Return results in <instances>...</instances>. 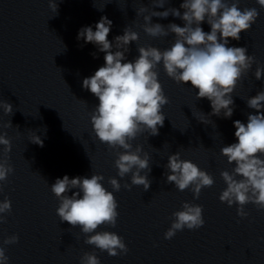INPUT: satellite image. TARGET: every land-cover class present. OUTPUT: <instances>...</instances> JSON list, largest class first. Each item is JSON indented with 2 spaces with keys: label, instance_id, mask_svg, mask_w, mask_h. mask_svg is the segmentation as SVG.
I'll list each match as a JSON object with an SVG mask.
<instances>
[{
  "label": "clouds",
  "instance_id": "obj_1",
  "mask_svg": "<svg viewBox=\"0 0 264 264\" xmlns=\"http://www.w3.org/2000/svg\"><path fill=\"white\" fill-rule=\"evenodd\" d=\"M168 2L151 0L152 5L159 8ZM239 3L240 0H183L179 9L169 7L162 12L142 5L137 9V15L148 13L143 16L144 32L154 38L174 34L175 39L164 50L151 45L138 47L139 55L134 61L124 62L130 43L139 40L138 33L130 27H125L123 35L116 36L114 43L108 40L113 22L106 16L95 24V31L91 26L79 30L78 40L93 43L105 53L104 66L84 78L82 86L99 100L90 114L96 137L115 151L114 167L118 176L123 178L130 174L131 182L124 184V188L130 190L132 186H143L147 191L151 185L149 154L143 152L140 145L133 148L132 141L145 132L157 136L159 128L164 126L166 116L162 108L169 103V99L158 79L156 69L160 64L166 75L177 84L190 83L192 89H197V100L206 98L210 101L212 112L208 115L202 112L200 122L214 123L209 119L212 115L232 117L235 107L232 94L253 64L257 63L253 55L247 54V47L228 46L229 38L239 41L240 34L249 31L259 16L255 7L241 10ZM256 3L264 8V0H256ZM49 8L58 14V0H49ZM169 15L181 19L184 26L152 23V17L166 19ZM205 21L210 25V32L201 27ZM93 56L95 58V53ZM254 77L256 80L264 78V67L257 66ZM246 103L257 114H248L246 124L234 121V135L238 142L221 148V155L235 166L231 171L220 173L226 188L219 200L229 207L238 205L237 215L241 218L248 216L245 206L249 203L258 210H264V111H261L264 109V90L248 98ZM0 109L8 116L14 112L13 105L4 100H0ZM11 127L10 120L0 123V129ZM30 141L43 146L42 139L36 134L31 136ZM0 145L4 146L0 153V182H6L14 172L8 155L12 143L6 131H0ZM165 168L168 170L165 173L166 182L174 184L179 191L190 189L194 199L199 198L203 188L214 184L207 171L181 159L179 152L168 156ZM145 170L147 173L142 174ZM103 180L104 176L100 174H92L90 178L78 176L70 179L67 175L57 178L51 185V192L59 200L56 213L61 222H67L73 228L79 226L86 236L85 244L101 252L106 251L112 257L126 255L129 249L123 237L115 232L97 231L101 225L115 227L119 215L113 193L121 190V184L116 178H109L108 184L112 188L109 191L104 187ZM2 187L0 184V191ZM11 211V201L5 197L0 201V224L7 221ZM204 223L203 206L184 202L181 210L172 213V223L164 238L170 240L184 229L197 230ZM18 242L19 236L15 234L0 241V264H9L6 246ZM80 264L101 262L95 252H85L80 257Z\"/></svg>",
  "mask_w": 264,
  "mask_h": 264
}]
</instances>
